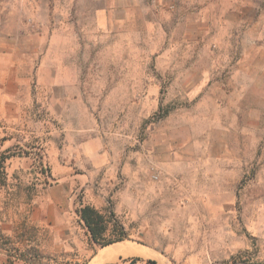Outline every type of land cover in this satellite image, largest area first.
Here are the masks:
<instances>
[{"label": "rangeland", "instance_id": "1", "mask_svg": "<svg viewBox=\"0 0 264 264\" xmlns=\"http://www.w3.org/2000/svg\"><path fill=\"white\" fill-rule=\"evenodd\" d=\"M226 3L222 30L215 0L107 1L117 5V23H109L111 32L105 35L110 54L94 44L88 53L91 59L117 56V65L75 69L104 75L94 82L98 88L89 90L90 121L99 136L115 134L117 183L111 188L117 197L107 195L100 210L113 214L126 237L103 249L92 244L75 212L80 192L65 228L66 241L49 226L31 224L57 179L51 169L61 165L48 157L47 135L41 134L46 129L39 127L32 106L25 133L11 134L14 140L0 153V211L9 223L0 225V264L264 260V0ZM194 8L197 14H186L181 25V13ZM194 22L207 41L222 37L227 63L222 76L198 80L197 75L183 82L177 80L178 55L158 62L155 57L163 45L179 46ZM197 69L188 66V76L194 78ZM193 84L192 89L203 88L196 98L187 95ZM201 250L206 255L200 256Z\"/></svg>", "mask_w": 264, "mask_h": 264}, {"label": "crops", "instance_id": "2", "mask_svg": "<svg viewBox=\"0 0 264 264\" xmlns=\"http://www.w3.org/2000/svg\"><path fill=\"white\" fill-rule=\"evenodd\" d=\"M107 1L0 0V137H6L0 141V153L14 140L9 138L11 134L25 133L24 129L30 125L31 107H37L39 127L46 129L41 134L47 135L48 157L61 165L57 163L51 169V177L57 179L33 213L31 224L51 227L59 240L70 237L65 228L70 223L78 192L83 195L79 203L96 209L104 207L107 195L117 197V191L111 188L117 183L115 134L110 131L105 137L99 136L97 124L90 121L89 90L97 89L94 82L104 75L79 73L75 69L76 65H117V56L91 59L88 53L90 44H94L97 50L110 54L111 45L106 44L105 35L111 32L107 25L117 23V5L111 7ZM226 1L229 0H215L221 5L217 12L222 30L226 23ZM197 12L196 8L184 10L178 22L184 24L186 14ZM109 14L111 18L107 17ZM91 22L96 37L91 36ZM199 24L192 23L193 31L183 33L179 46L163 45L158 58L155 57L158 62L178 55L179 81H195L197 75L198 80L222 76L226 67L227 49L222 37L207 41ZM204 56L208 58L206 62ZM169 63L174 64L172 60ZM191 65L198 66L194 78L186 70ZM116 78L117 74L112 76L113 80ZM84 79L91 83L85 86ZM193 86L189 85L187 95L196 98L203 88L192 89ZM102 185L107 187L101 189ZM151 193L156 197L154 188ZM1 211L0 225L4 226L9 223H4ZM206 253L201 250L200 256ZM254 264H264V260Z\"/></svg>", "mask_w": 264, "mask_h": 264}, {"label": "trees", "instance_id": "3", "mask_svg": "<svg viewBox=\"0 0 264 264\" xmlns=\"http://www.w3.org/2000/svg\"><path fill=\"white\" fill-rule=\"evenodd\" d=\"M79 221L86 229L89 240L96 247L108 246L120 242L126 237L124 227L115 220L113 214L107 209H96L91 205L79 206L75 210ZM10 257V256H9ZM16 260L15 257H13ZM17 259H23L22 255ZM138 258H132L130 264H135ZM13 261V260H12ZM10 264H13L11 261ZM144 264H158L155 260H146Z\"/></svg>", "mask_w": 264, "mask_h": 264}, {"label": "water", "instance_id": "4", "mask_svg": "<svg viewBox=\"0 0 264 264\" xmlns=\"http://www.w3.org/2000/svg\"><path fill=\"white\" fill-rule=\"evenodd\" d=\"M109 246V245H108ZM106 246H104V247H100V249H103V248H105ZM97 255V253L94 255V256H96Z\"/></svg>", "mask_w": 264, "mask_h": 264}, {"label": "built area", "instance_id": "5", "mask_svg": "<svg viewBox=\"0 0 264 264\" xmlns=\"http://www.w3.org/2000/svg\"><path fill=\"white\" fill-rule=\"evenodd\" d=\"M153 178H154V179H157V178H158V176H157V175H155V176H153Z\"/></svg>", "mask_w": 264, "mask_h": 264}]
</instances>
